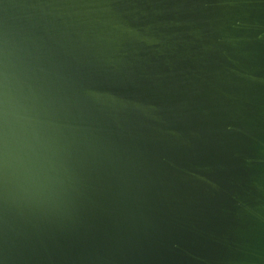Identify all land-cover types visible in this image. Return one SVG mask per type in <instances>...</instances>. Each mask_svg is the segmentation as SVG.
<instances>
[{
  "label": "water",
  "instance_id": "95a60500",
  "mask_svg": "<svg viewBox=\"0 0 264 264\" xmlns=\"http://www.w3.org/2000/svg\"><path fill=\"white\" fill-rule=\"evenodd\" d=\"M0 264H264V0H0Z\"/></svg>",
  "mask_w": 264,
  "mask_h": 264
}]
</instances>
